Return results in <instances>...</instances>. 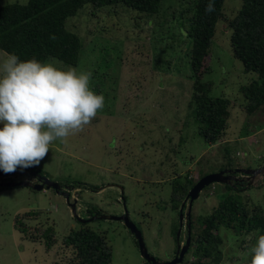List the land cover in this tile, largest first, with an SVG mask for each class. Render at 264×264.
I'll use <instances>...</instances> for the list:
<instances>
[{
  "label": "rangeland",
  "instance_id": "1",
  "mask_svg": "<svg viewBox=\"0 0 264 264\" xmlns=\"http://www.w3.org/2000/svg\"><path fill=\"white\" fill-rule=\"evenodd\" d=\"M28 1L0 0V6ZM187 1L165 0L163 13L150 19L123 6L100 12L87 6L70 18L68 28L85 43L76 68L92 72L90 88L104 96V107L83 130L63 141H53L40 166L18 168L5 176L20 183L34 179L33 173L41 171L61 185L81 182L102 190L100 194L89 189L73 191L72 195L80 197L77 215L81 218L94 211L120 216L125 210L123 197L149 253L162 262L170 261L177 244L173 231L178 220L169 196L173 186L185 182L188 175L198 178L224 170L261 169L253 178L234 181L242 190L238 193L222 184L203 190L193 203V230L200 228L197 220L211 214L227 195L237 193L244 201L264 206V113L248 116L240 109V86L252 76L245 74L234 58L230 34H225L221 24L209 58L212 73L205 81L214 84V96L232 102L224 141L212 145L199 135L180 95L179 89L187 92L190 84L189 42L179 21ZM238 1L226 0L227 7L238 8ZM3 54L0 50V58ZM171 91H176L174 97L162 96ZM238 164L243 167L237 168ZM161 180L167 183L157 185ZM28 212H41L39 219L29 222L31 227L55 230L58 244L52 250L46 251L44 242H30L15 229L16 216ZM88 225L106 232L113 247V264H144L123 222L98 220ZM80 227L66 199L52 191L35 192L27 187L0 190V264H68L65 255L70 252L61 241L71 229ZM220 235L226 264L250 263L249 250L256 242L253 235L237 237L225 228L220 229ZM185 237L183 231L181 239ZM187 259L193 260L192 256Z\"/></svg>",
  "mask_w": 264,
  "mask_h": 264
},
{
  "label": "trees",
  "instance_id": "2",
  "mask_svg": "<svg viewBox=\"0 0 264 264\" xmlns=\"http://www.w3.org/2000/svg\"><path fill=\"white\" fill-rule=\"evenodd\" d=\"M164 2L165 0H29L27 4H5L0 6V50L15 54L22 61L32 58L41 62L57 60L67 66L77 67L85 43L68 28L67 22L82 9L91 6L93 10L100 12L123 6L144 15L145 19H150L163 13ZM238 2L240 3L237 8L232 5L227 7L226 0H214L215 10L208 13L206 7L210 0H188L187 8L181 11L179 19L181 32L189 42L186 59L190 72L188 91L181 92L179 89L180 95L184 97L188 114L198 126L199 135L212 145L224 141L232 116L231 100L224 96H214V84L205 81L212 73L209 58L219 24L226 29V35L230 34L229 45L234 58L242 64L243 72L252 76L246 84L240 86V109L248 116L259 111L264 113V0ZM175 92H163L162 96L174 97ZM242 167L243 164L237 165V168ZM38 173L46 175L41 171ZM202 177L203 175L198 178L188 175L185 182L173 186L169 200L177 220L182 202ZM6 181L11 180L7 178ZM170 181L169 179V183ZM166 183L163 180L157 185ZM65 186L72 189H97L81 182H69ZM236 186L240 185H226V188L237 193L242 191ZM237 193L227 195L211 214L198 219V230H193L194 225L192 226V243L187 256H192L193 260L189 261L186 257L183 264H226L224 240L220 235L222 228L237 237L253 235L256 240L258 235H264V206L251 203L250 200L244 201ZM39 213L41 212L17 215L14 226L30 242H44L45 250L49 251L58 244L55 230L29 225V222L39 219ZM102 213L89 212V217ZM177 226L179 227L178 224ZM257 229L260 231L257 232ZM177 231L176 227L173 231L175 236ZM135 242L138 246L136 240ZM244 242L246 240L242 243ZM61 244L64 250L70 252V255H65L68 264H113V247L106 232L94 230L88 224L71 229L62 238ZM241 250L246 251L243 246ZM232 264H236V261Z\"/></svg>",
  "mask_w": 264,
  "mask_h": 264
},
{
  "label": "clouds",
  "instance_id": "3",
  "mask_svg": "<svg viewBox=\"0 0 264 264\" xmlns=\"http://www.w3.org/2000/svg\"><path fill=\"white\" fill-rule=\"evenodd\" d=\"M214 10L210 0L206 12ZM60 64L22 61L10 53L0 58V170L5 174L40 166L53 141L83 130L103 109L104 96L90 88L92 72ZM74 190L82 189L70 192L77 209L80 197L72 195ZM249 252L250 264H264V235Z\"/></svg>",
  "mask_w": 264,
  "mask_h": 264
},
{
  "label": "water",
  "instance_id": "4",
  "mask_svg": "<svg viewBox=\"0 0 264 264\" xmlns=\"http://www.w3.org/2000/svg\"><path fill=\"white\" fill-rule=\"evenodd\" d=\"M261 170V169H260ZM260 170H245L240 169L238 171L236 170H224L218 173H211L208 175L203 176L195 185L194 187L189 191L188 195L186 196L185 200L182 202L181 208L179 210V221H180V228L177 232V251L176 256L170 261L162 262L158 259H156L153 255H151L148 251V248L145 243L144 235L142 231L138 228V226L131 220L128 209L126 207V203L124 198L123 204H124V213L120 216H113L108 215L106 213H102V215H95L90 218L83 219L77 215V209H76V203L77 201H72L71 199V191L72 188L66 186L64 187L58 182H55L51 180L46 175H40L34 172L33 174L37 177V182H33L31 180H25L20 183H13V182H7V183H0V190L3 188H15V187H27L35 192H42V191H54L57 193V195L62 196L66 199V202L68 206L70 207L72 214L77 219V221L81 224H90L94 221L98 220H106V221H119L123 222L125 227L129 230L131 235L135 238V240L138 243V248L140 250V253L142 255V258L146 262V264H182L184 262V258L187 255L192 241V209H193V203L200 197L203 190L210 187L214 184H222V185H233V182L238 180L236 177H234L238 173H242L245 175H250L252 178L260 173ZM234 176H233V175ZM6 174L4 172H0V179L5 177ZM249 177L248 179H250ZM250 184V183H249ZM99 190V189H98ZM184 223H187V232H188V239L183 246L180 243V237L183 230Z\"/></svg>",
  "mask_w": 264,
  "mask_h": 264
},
{
  "label": "flooded vegetation",
  "instance_id": "5",
  "mask_svg": "<svg viewBox=\"0 0 264 264\" xmlns=\"http://www.w3.org/2000/svg\"><path fill=\"white\" fill-rule=\"evenodd\" d=\"M34 175V174H33ZM233 175V174H232ZM35 176V175H34ZM43 176V175H42ZM234 176V175H233ZM241 176V177H240ZM234 177H237V178H239V179H237L238 181H241L242 179L244 180V181H246L249 177H251L250 175H245V174H241V175H239V174H236ZM6 179V177H4L3 179H2V181H0L1 183H7L8 181H6L5 180ZM37 177L35 176V178L34 179H32V181L35 183V182H37ZM239 183V182H238ZM241 183V182H240ZM243 183V182H242ZM233 184H236V182L234 183L233 182ZM64 187H66L65 185H63ZM53 192V191H52ZM55 193V192H54ZM57 194V193H56ZM123 200V199H122ZM182 205V204H181ZM178 225H179V227H178V230H179V228H180V221H179V217H178ZM194 224H192V226H193ZM192 226H191V231H192ZM129 231V230H128ZM183 231H185L186 232V237H185V239L184 240H180V243L184 246L185 245V243H186V241H187V239H188V237H189V235H188V232H187V223L185 224L184 223V226H183V230H182V232ZM178 232V231H177ZM182 234V233H181ZM191 243H192V241H191ZM177 244H178V241H177ZM177 244H176V248H175V250H174V253H173V257L170 259V260H172L173 258H175V256H176V251H177ZM191 247V246H190ZM190 250V249H189ZM189 252V251H188ZM187 257V255L185 256V258ZM184 258V259H185ZM144 264H146V262L144 261Z\"/></svg>",
  "mask_w": 264,
  "mask_h": 264
},
{
  "label": "built area",
  "instance_id": "6",
  "mask_svg": "<svg viewBox=\"0 0 264 264\" xmlns=\"http://www.w3.org/2000/svg\"><path fill=\"white\" fill-rule=\"evenodd\" d=\"M74 197L77 199V195H74Z\"/></svg>",
  "mask_w": 264,
  "mask_h": 264
},
{
  "label": "crops",
  "instance_id": "7",
  "mask_svg": "<svg viewBox=\"0 0 264 264\" xmlns=\"http://www.w3.org/2000/svg\"><path fill=\"white\" fill-rule=\"evenodd\" d=\"M163 180H161L160 182H162ZM160 182H157V183H160Z\"/></svg>",
  "mask_w": 264,
  "mask_h": 264
}]
</instances>
